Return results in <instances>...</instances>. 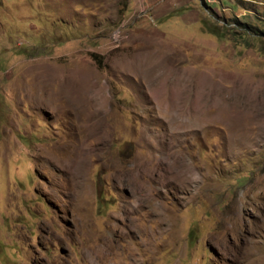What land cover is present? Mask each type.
<instances>
[{"label":"rangeland","instance_id":"obj_1","mask_svg":"<svg viewBox=\"0 0 264 264\" xmlns=\"http://www.w3.org/2000/svg\"><path fill=\"white\" fill-rule=\"evenodd\" d=\"M0 264H264V0H0Z\"/></svg>","mask_w":264,"mask_h":264},{"label":"trees","instance_id":"obj_2","mask_svg":"<svg viewBox=\"0 0 264 264\" xmlns=\"http://www.w3.org/2000/svg\"><path fill=\"white\" fill-rule=\"evenodd\" d=\"M212 34H214V32H211Z\"/></svg>","mask_w":264,"mask_h":264}]
</instances>
